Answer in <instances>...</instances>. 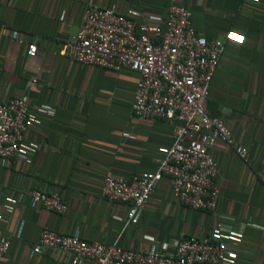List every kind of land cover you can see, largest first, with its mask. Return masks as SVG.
<instances>
[{
	"label": "crops",
	"instance_id": "1",
	"mask_svg": "<svg viewBox=\"0 0 264 264\" xmlns=\"http://www.w3.org/2000/svg\"><path fill=\"white\" fill-rule=\"evenodd\" d=\"M89 4L137 10L149 25H162L169 7L182 5L204 40L225 46L205 108L248 149L250 163L224 143L213 147L216 212L179 204L163 181L123 232L127 206L101 197L107 175L156 171L157 150L172 144L175 124L133 116L137 73L83 66L60 54ZM30 44L38 47L35 57L27 54ZM26 97L55 116L37 118L41 146L31 165L0 160V230L12 239L0 264H70L38 247L46 228L88 242L119 239L141 252L155 239L173 247L185 236L219 233L238 255L233 264H264V0H0V101ZM30 189L60 190L67 214L32 203Z\"/></svg>",
	"mask_w": 264,
	"mask_h": 264
},
{
	"label": "built area",
	"instance_id": "2",
	"mask_svg": "<svg viewBox=\"0 0 264 264\" xmlns=\"http://www.w3.org/2000/svg\"><path fill=\"white\" fill-rule=\"evenodd\" d=\"M141 18L142 14L134 9L121 13L116 6L89 4L79 31L60 52L79 65L137 73L133 116L161 118L175 124L172 144L157 150L156 171L130 179L114 175L104 179L101 197L127 206L123 232L150 203L163 181L169 183L179 204L216 212L218 163L211 150L217 143L231 147L245 164L250 163L248 149L238 145L225 122L205 108L225 46L204 40L192 24V12L182 5H171L162 25H149ZM37 52L36 44L28 46L30 57ZM54 112L50 107L35 106L28 97L0 101V160L9 167L16 161L31 165L41 146L34 135L37 118L41 114L54 117ZM124 137L133 139L129 134ZM26 195L50 213L68 212L58 189H30ZM11 240L0 230V260L9 252ZM152 243L151 251L141 252L124 249L119 239L112 244L88 242L77 234H60L46 228L38 247L69 257L70 264H233L238 257L219 233L185 236L173 247L157 239Z\"/></svg>",
	"mask_w": 264,
	"mask_h": 264
}]
</instances>
